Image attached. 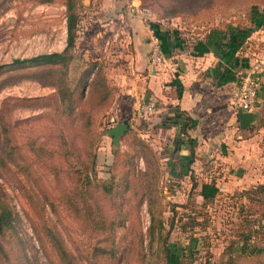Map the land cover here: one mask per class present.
<instances>
[{
	"label": "rangeland",
	"instance_id": "1",
	"mask_svg": "<svg viewBox=\"0 0 264 264\" xmlns=\"http://www.w3.org/2000/svg\"><path fill=\"white\" fill-rule=\"evenodd\" d=\"M117 1L79 0L78 27L71 50L73 58L68 66L72 85L85 61L97 59L107 84L114 88L113 102L117 94L111 79L113 71L117 67L126 70L123 58L116 56L114 50L128 42L126 25L116 20L109 23L110 13L116 10L113 7L118 6L119 12L130 18L140 17L149 23L175 19L189 31L231 23L245 29L252 27V14L264 10V0L232 7L207 1L193 13L159 19L154 9L145 8L144 14L131 10V3L142 8L140 0H120L121 4ZM65 25L63 0H0V64L16 57L61 51L65 45ZM259 30L264 31V27ZM252 43H260V40L255 38ZM9 75L0 76V79L8 78L0 82V118L6 121L9 139L3 144L0 128V155L7 161L6 166H0V204L11 213L10 225L0 228V264H58L62 257L57 254V246H64L72 253L77 264H115L116 260L110 263L102 259L94 263L91 254L96 243L112 247L114 255L120 257L118 264H147L148 259L162 264L157 235L152 238L148 233L150 216L146 203L143 201L134 208V197H127V190L121 196L123 190L119 188L115 195L120 217L123 212L125 216L113 222L111 231L92 230L79 212L77 217L63 206L69 203L60 199L63 194L73 198L72 203L80 213L89 205L80 197L83 176L76 172L79 164L74 158V154L82 155L79 150L82 140L77 136L71 139L63 121L55 120L46 107L19 106L23 103L19 98L45 96L52 93L53 88L31 79L16 80ZM86 90L83 93L86 94ZM113 102L105 111L95 114L90 128L96 140L94 148L97 146L91 178H108L112 164L122 159V153L132 152L133 138H141L133 126L119 136L115 146L111 144L105 130L115 123V118L106 114ZM82 105L81 100L74 102L73 118ZM254 112L255 122L242 129L243 136L251 141L238 147L239 154L233 155L237 160L216 158L211 148L210 159L199 160L197 172L192 170L184 183L168 179L160 164L156 188L161 207V233L169 230L167 239L172 248V264H264V99L257 103ZM128 120L121 121L127 123ZM12 147V152H21L15 158L16 164L9 160ZM158 161L160 163L159 158ZM136 167L143 169L141 159ZM198 184L205 185L204 189ZM43 194L51 196L54 210L47 205ZM111 213L106 211L107 216ZM52 229L57 231V237L53 236ZM95 253L99 257L103 255L97 248ZM140 254L144 256L141 258Z\"/></svg>",
	"mask_w": 264,
	"mask_h": 264
},
{
	"label": "crops",
	"instance_id": "2",
	"mask_svg": "<svg viewBox=\"0 0 264 264\" xmlns=\"http://www.w3.org/2000/svg\"><path fill=\"white\" fill-rule=\"evenodd\" d=\"M113 8L109 23H124L128 42L114 50L126 70L113 71L117 94L106 114L115 123L129 118V127L136 126L138 135L157 152L168 179L186 182L192 170L197 172L199 160H209L212 152L231 161L239 154L238 147L251 139L238 127L228 90L258 57L264 59L261 27L239 42L243 28L233 23L189 31L175 19L149 23ZM152 38L158 40L163 58L150 67L147 54ZM255 38L260 43L253 45ZM147 99L154 101V108L146 115H135L137 104ZM263 99L264 85L258 90V102Z\"/></svg>",
	"mask_w": 264,
	"mask_h": 264
},
{
	"label": "trees",
	"instance_id": "3",
	"mask_svg": "<svg viewBox=\"0 0 264 264\" xmlns=\"http://www.w3.org/2000/svg\"><path fill=\"white\" fill-rule=\"evenodd\" d=\"M207 1L222 4L225 7H232L253 2L254 0H140L141 7L143 9L156 10L159 19H171L182 14L193 13ZM63 3L65 6L66 36L65 45L62 50L39 53L30 57L13 58L8 63L0 64V76L3 74H11L9 76L16 78V80L31 79L53 88L54 91L45 96L19 98L18 101H23L19 106L30 108L46 107L50 110V114L54 115L55 120L63 121L69 130V134L72 136L71 139L77 136L82 140L79 145V150L82 152V155L80 154L78 156L74 154V158L79 164V169L76 172H80L83 176V187L80 186L79 188L80 193H82L80 197L84 202L87 201L90 206L86 203V211L80 213L76 204L72 203L74 202L72 201L73 198L68 197L66 194H63L60 199L69 203H65L63 206L67 207L68 211L70 213L73 212L77 217L79 212L83 222L91 227L92 230L111 231L113 222H119L125 216V212H123L122 217H120V206H117L115 203V195L119 188L123 190L121 196H124L127 190L129 193H126V196L131 195L134 197L136 204L134 208L140 206L143 201L146 203L147 212L150 216L148 233L152 238L154 234L157 235V242H159L162 252V264H172L173 253L171 244L167 239L169 230L165 231L163 235L161 233V207L158 203V190L156 188L160 163L154 150L146 141L139 137L133 138L132 152L125 151L122 153V159L112 164L108 178L96 179L95 177H90L92 175L94 176L95 149L97 148V146L94 148L96 140L93 132H90V128L95 114L105 111L113 102L115 91L113 87L111 88L107 84L102 73L101 65L97 62V59L86 60L85 66L79 72L74 83L70 85L68 66L73 58L71 50L75 44V34L79 19L78 8L81 3H79V0H63ZM250 18L251 23H253L252 27L243 29V37L239 42H243L244 37L256 28L264 27V10L255 15L252 14ZM5 80H8V78H2L0 82ZM85 88H87L86 94L83 93ZM77 100H81L83 105L75 113V118H73L74 102ZM140 114L146 115L148 113ZM5 123L6 121L0 118L3 144L9 142L7 136L8 128ZM13 150L14 147H12L9 153V160L13 164H16L15 158L21 152L20 150L12 152ZM74 150H76V147H74ZM138 159L142 160L143 169L136 167ZM190 162L191 159L188 158L186 164L188 165ZM6 165L7 161L0 155V166ZM114 169L115 171L113 172ZM191 186L193 188L195 183ZM204 186L202 185V189H204ZM43 196L46 198V203L50 209L54 210L55 206L51 196L48 194H43ZM107 210L112 212L110 216L106 215ZM10 217V210L5 205L0 204V228L10 225ZM156 226L158 229L155 230L154 227ZM171 226L172 223H170L169 229ZM46 230L48 232L50 229L47 227ZM51 232L53 236L57 237L58 233L55 229H52ZM37 237L40 239L38 235ZM136 242H138V235ZM96 244L93 245L91 254L94 263L100 262L102 259L110 263L116 260L115 264H118L120 257L114 255L112 247H102ZM96 248L103 252L102 256L99 257L95 253ZM56 250L60 258L62 257L63 262L59 260L58 264H77L74 255L67 252L64 246H57ZM250 252L258 253L260 251L251 250ZM139 256L142 258L144 255L140 254ZM147 264L155 263L151 259H148Z\"/></svg>",
	"mask_w": 264,
	"mask_h": 264
},
{
	"label": "built area",
	"instance_id": "4",
	"mask_svg": "<svg viewBox=\"0 0 264 264\" xmlns=\"http://www.w3.org/2000/svg\"><path fill=\"white\" fill-rule=\"evenodd\" d=\"M131 10L144 14L147 11L140 8L137 4L131 3ZM163 58L161 46L156 38L150 40L147 54L148 64L150 67L160 63ZM264 85V59L258 57L251 66L241 73L235 82L230 86L228 94L231 106L234 111L240 108L243 111H254L258 103V90ZM154 101L147 99L141 101L136 106L138 113H149L154 108Z\"/></svg>",
	"mask_w": 264,
	"mask_h": 264
},
{
	"label": "water",
	"instance_id": "5",
	"mask_svg": "<svg viewBox=\"0 0 264 264\" xmlns=\"http://www.w3.org/2000/svg\"><path fill=\"white\" fill-rule=\"evenodd\" d=\"M237 124L240 129H245L255 122L256 114L254 111H243L237 108L235 111ZM129 128V124L121 121L105 130V133L111 137V144H117L119 136H121Z\"/></svg>",
	"mask_w": 264,
	"mask_h": 264
}]
</instances>
